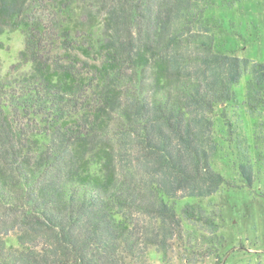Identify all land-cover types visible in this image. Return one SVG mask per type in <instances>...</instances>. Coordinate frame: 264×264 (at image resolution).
Here are the masks:
<instances>
[{
  "label": "trees",
  "instance_id": "16d2710c",
  "mask_svg": "<svg viewBox=\"0 0 264 264\" xmlns=\"http://www.w3.org/2000/svg\"><path fill=\"white\" fill-rule=\"evenodd\" d=\"M233 1L0 0V35L24 40L0 71V264H146L214 225L219 140L264 110ZM257 162L239 158L249 189Z\"/></svg>",
  "mask_w": 264,
  "mask_h": 264
},
{
  "label": "rangeland",
  "instance_id": "374dc122",
  "mask_svg": "<svg viewBox=\"0 0 264 264\" xmlns=\"http://www.w3.org/2000/svg\"><path fill=\"white\" fill-rule=\"evenodd\" d=\"M232 4L218 13H223L240 33L233 40L235 56L264 63V0H235ZM23 49L24 40L19 31L0 35L1 74L17 65ZM27 69L24 67L23 71ZM245 81L243 78L238 87L241 94ZM243 116L239 130L244 139L242 146L233 136L223 135L213 163L230 186L200 202L207 213L217 215L214 225H188L165 252L149 249L146 264H264V110ZM242 154L257 159L254 166L260 168L259 174H254L251 189L238 174Z\"/></svg>",
  "mask_w": 264,
  "mask_h": 264
}]
</instances>
